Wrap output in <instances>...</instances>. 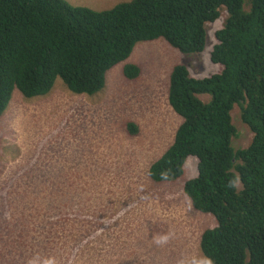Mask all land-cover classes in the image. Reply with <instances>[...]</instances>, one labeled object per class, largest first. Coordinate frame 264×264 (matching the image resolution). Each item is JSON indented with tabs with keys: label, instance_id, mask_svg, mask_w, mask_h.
Listing matches in <instances>:
<instances>
[{
	"label": "rangeland",
	"instance_id": "rangeland-1",
	"mask_svg": "<svg viewBox=\"0 0 264 264\" xmlns=\"http://www.w3.org/2000/svg\"><path fill=\"white\" fill-rule=\"evenodd\" d=\"M70 1L103 9L123 0ZM226 16L208 25L200 54L139 41L95 95L75 94L59 78L46 95L14 90L0 117V264H212L201 237L217 219L184 191L197 159L174 180L156 182L148 170L182 121L167 98L173 67L186 63L197 77L221 71L211 51ZM130 62L141 67L136 79L124 75ZM232 116L233 146L247 147L253 132L238 106ZM129 121L138 133L127 132Z\"/></svg>",
	"mask_w": 264,
	"mask_h": 264
},
{
	"label": "trees",
	"instance_id": "trees-1",
	"mask_svg": "<svg viewBox=\"0 0 264 264\" xmlns=\"http://www.w3.org/2000/svg\"><path fill=\"white\" fill-rule=\"evenodd\" d=\"M224 9L211 51L222 69L197 77L186 63L173 67L167 98L182 121L148 174L156 182L180 178L195 157L198 174L184 191L194 208L217 219L202 234V252L212 264H264V0H123L103 9L70 0H0V117L14 90L46 95L58 78L75 94H97L139 41L161 38L200 54L208 25ZM140 73L138 64L124 65L128 79ZM236 106L253 132L239 149ZM126 130L140 127L129 121Z\"/></svg>",
	"mask_w": 264,
	"mask_h": 264
}]
</instances>
